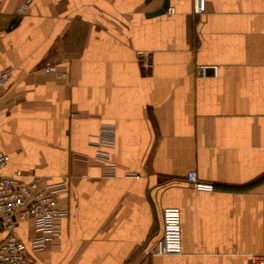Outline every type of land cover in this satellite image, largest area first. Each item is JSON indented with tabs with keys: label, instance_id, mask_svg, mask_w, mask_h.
<instances>
[{
	"label": "crops",
	"instance_id": "crops-1",
	"mask_svg": "<svg viewBox=\"0 0 264 264\" xmlns=\"http://www.w3.org/2000/svg\"><path fill=\"white\" fill-rule=\"evenodd\" d=\"M165 1L0 0V69L15 65L4 171L68 182L61 235L37 264H248L264 251V0H207L202 14L167 0L151 14ZM104 122L115 176L95 156ZM170 205L183 252L152 254ZM17 233L30 246L34 222Z\"/></svg>",
	"mask_w": 264,
	"mask_h": 264
},
{
	"label": "built area",
	"instance_id": "built-area-1",
	"mask_svg": "<svg viewBox=\"0 0 264 264\" xmlns=\"http://www.w3.org/2000/svg\"><path fill=\"white\" fill-rule=\"evenodd\" d=\"M194 12L202 14L206 10L207 0H193ZM27 2L17 7L18 14L27 11ZM173 11V7L168 8ZM206 73L207 65H200ZM211 68L217 72L216 65ZM15 65L0 69V96L7 88ZM44 69L54 72L58 77L66 76L67 71L47 64ZM116 144V128L113 123L101 124L95 140L96 158L104 164V175L115 176L116 164L111 158V150ZM9 165L8 154L0 146V229L6 232L0 241V264H37L36 254L46 249L53 240L61 235L62 219L68 210L61 207L60 197L68 190L66 179L51 180L48 176L33 173L29 179H22L18 172L6 173ZM128 176L138 173L128 172ZM187 181L204 186L198 179L196 169L187 173ZM31 219L37 234L30 239V246L17 233L20 221ZM163 229L161 236L151 245L152 254H180L183 252L182 213L178 206H166L162 212ZM248 264H264V251L251 253Z\"/></svg>",
	"mask_w": 264,
	"mask_h": 264
},
{
	"label": "rangeland",
	"instance_id": "rangeland-1",
	"mask_svg": "<svg viewBox=\"0 0 264 264\" xmlns=\"http://www.w3.org/2000/svg\"><path fill=\"white\" fill-rule=\"evenodd\" d=\"M254 244H255V247H256L255 249L264 247V238H262V237H256L255 238V241H254ZM259 251L256 250L255 252H259Z\"/></svg>",
	"mask_w": 264,
	"mask_h": 264
},
{
	"label": "water",
	"instance_id": "water-1",
	"mask_svg": "<svg viewBox=\"0 0 264 264\" xmlns=\"http://www.w3.org/2000/svg\"><path fill=\"white\" fill-rule=\"evenodd\" d=\"M169 2L166 0L162 6V8L158 9L157 11L152 12L151 14H156L165 11V9L168 7Z\"/></svg>",
	"mask_w": 264,
	"mask_h": 264
}]
</instances>
